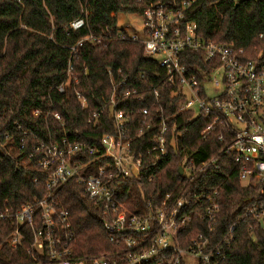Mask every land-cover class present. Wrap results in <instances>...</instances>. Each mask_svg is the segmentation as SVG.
<instances>
[{
	"label": "trees",
	"instance_id": "1",
	"mask_svg": "<svg viewBox=\"0 0 264 264\" xmlns=\"http://www.w3.org/2000/svg\"><path fill=\"white\" fill-rule=\"evenodd\" d=\"M167 1L172 0H0V210L15 211L45 197L49 176L36 166L41 154H34V145L60 142L64 137L98 145L102 134L117 133L112 111L93 116L113 92L109 72L128 78L124 90L138 91L121 108L132 115L133 149L146 153L147 134H139L141 112L146 107L155 111L157 90L171 114V87L164 81L165 69L146 53L141 41L120 37L118 18L120 13L140 15L149 4ZM187 16L197 23L205 40L232 42L243 50L245 59L264 62V0H196ZM81 17L85 25L73 29L72 22ZM186 56L191 73L198 74L193 64L205 72L212 69L202 56ZM61 85L63 92L58 89ZM78 92L86 99V107L81 106ZM189 119L191 112L179 117L181 147H170L154 167H149L154 157L145 159L141 176L124 181L123 200L134 212L147 202L159 204L181 178L182 164L193 158L200 166L219 154L218 169L213 165L198 173L188 191L219 190L215 242L239 222L221 264H264V217L246 215L252 205L264 203V184H243L234 157L220 154L228 144L214 134L202 139L206 121L199 116ZM23 163L29 168H23ZM56 199L70 214L76 254L114 248L104 229L102 209L87 198L77 180L62 184ZM15 226L13 221L0 222V264L29 261L25 249H12L7 242ZM184 232L193 237L208 232V227L196 217Z\"/></svg>",
	"mask_w": 264,
	"mask_h": 264
},
{
	"label": "built area",
	"instance_id": "2",
	"mask_svg": "<svg viewBox=\"0 0 264 264\" xmlns=\"http://www.w3.org/2000/svg\"><path fill=\"white\" fill-rule=\"evenodd\" d=\"M195 1L151 3L138 15L142 20L141 37L126 30L120 33L123 39L144 44L146 53L165 69L164 81L171 87V114H167L157 90L155 111L146 107L141 112L144 118L139 134L146 132L149 143L145 154L133 149L136 140L130 135L132 115L121 108L138 91L124 90L128 78H122L121 72L117 76L109 72L113 92L104 99L101 110L93 114L97 118L108 109L112 111L117 133L102 134L98 145L64 137L60 142L33 146L34 154H41L36 166L49 176L45 197L15 211L0 210V222L13 221L16 225L8 244L12 249H25L29 257L28 262L17 264H221L239 222L215 242L219 190L188 191L198 173L216 164L219 154L200 166L193 158L182 164L181 178L159 204L147 202L134 212L123 200L124 181L141 176L145 159L154 157L149 164L154 167L167 156L170 147H181L179 117L185 112H191L192 119L199 116L206 121L202 139L214 134L218 141L228 144L220 154L234 157L243 184H264V62L245 59L243 50L232 42L202 38L197 23L187 16ZM84 25L81 17L71 27ZM188 53L202 56L212 69L205 72L193 64L198 74L191 73L186 65ZM58 89L64 91L62 85ZM77 97L86 107L87 101L79 92ZM23 168L29 167L23 164ZM71 179L77 180L87 198L102 209L112 250L76 254L70 214L56 199L58 188ZM246 215L264 217V203L252 205ZM196 217L207 224L208 232L189 237L184 230Z\"/></svg>",
	"mask_w": 264,
	"mask_h": 264
},
{
	"label": "rangeland",
	"instance_id": "3",
	"mask_svg": "<svg viewBox=\"0 0 264 264\" xmlns=\"http://www.w3.org/2000/svg\"><path fill=\"white\" fill-rule=\"evenodd\" d=\"M141 24H142V20L138 15L124 14V13L119 14L118 26L121 30H126L128 33L138 34V36L141 37V30H140Z\"/></svg>",
	"mask_w": 264,
	"mask_h": 264
},
{
	"label": "water",
	"instance_id": "4",
	"mask_svg": "<svg viewBox=\"0 0 264 264\" xmlns=\"http://www.w3.org/2000/svg\"><path fill=\"white\" fill-rule=\"evenodd\" d=\"M182 170H183L182 167H180V168H179V174L182 173Z\"/></svg>",
	"mask_w": 264,
	"mask_h": 264
}]
</instances>
